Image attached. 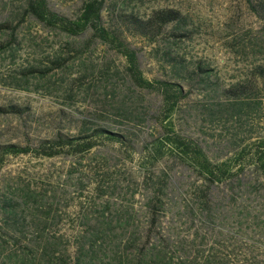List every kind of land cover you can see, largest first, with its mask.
<instances>
[{"label":"rangeland","instance_id":"rangeland-1","mask_svg":"<svg viewBox=\"0 0 264 264\" xmlns=\"http://www.w3.org/2000/svg\"><path fill=\"white\" fill-rule=\"evenodd\" d=\"M83 1L47 3L74 17ZM25 3L0 0V24L15 23ZM160 9L178 10L185 23L170 22L151 36L126 23L131 13L147 17ZM101 18L136 50L147 79L177 81L188 90L170 117L173 129L196 140L212 161L232 162L240 149L264 137V82L253 76L254 67L264 65V19L247 0H103ZM90 34L69 37L31 16L18 25L15 41L0 28V107L12 104L24 110H0V145L36 146L86 127L119 133L126 145L102 140L80 157H10L0 169V195L27 183L46 185L65 197L58 232L71 243L84 233L85 220L95 223L108 207L115 220L130 218L124 238L136 228L138 241L150 246L157 237L149 231L154 215L149 205L161 196L162 185L164 207L156 215L154 232L177 256H186L191 264H264V175L250 163L231 180L209 186L170 153L151 168L143 167L142 146L161 133L155 116L162 95L135 87L124 71L125 57L98 40L87 45ZM67 46L86 50L68 62L63 74L56 69L27 84L15 79L30 64L64 55ZM103 61L118 72L81 76ZM204 191L207 210L200 199Z\"/></svg>","mask_w":264,"mask_h":264},{"label":"trees","instance_id":"trees-1","mask_svg":"<svg viewBox=\"0 0 264 264\" xmlns=\"http://www.w3.org/2000/svg\"><path fill=\"white\" fill-rule=\"evenodd\" d=\"M249 8L264 19V1L255 4L247 0ZM103 0H84L79 12L74 17L61 15L50 9L47 0H26L22 11L17 15L15 23L0 24V28L8 30L9 37L16 40V29L26 17H33L49 29L65 33L69 37L79 36L90 31L87 45L98 40L116 53L125 57L124 71L130 82L137 88L156 91L162 95V105L155 116L161 127L159 137L142 146L140 162L145 168H151L167 153H170L182 163L197 172L207 185L218 184L238 176L245 167L253 163L258 171L264 175V137L259 138L248 146L240 149L231 161H212L202 146L194 139L183 136L173 129L170 120L177 105L188 95V90L177 81L165 79H147L140 68L137 52L130 47L115 27L104 26L101 18ZM185 15L174 9H160L153 11L147 17H140L134 13L127 16L126 23L130 29L143 35L159 34L163 27L170 22L178 25L185 23ZM180 27V26H179ZM182 35V34H181ZM184 35V34H183ZM4 48V47H3ZM87 48V46H86ZM86 50V49H83ZM67 46L64 55L46 57L47 63L28 65L22 69L18 82L29 83L33 77H46L49 72L59 70L62 74L70 68L68 62L83 51ZM75 51V53H74ZM201 69V67L199 66ZM81 76L105 75L113 69L110 61H103L96 69ZM253 76L264 82V65L254 67ZM3 112L22 113L23 108L16 105L0 107ZM102 140H114L126 145L123 135L103 127H86L76 135H57L53 139H46L36 146L7 143L0 145V169L10 157L23 154L52 157L61 154L84 156ZM163 182V177L159 178ZM158 188L163 193L162 185ZM103 194V191L99 196ZM202 194L201 204L208 209L209 199L207 191ZM161 196L151 202L149 208L154 214L151 218L150 234L157 237L156 243L147 246L146 241L139 242L137 229L124 238L132 226L130 218L115 220L106 207L98 221L87 223L85 231L76 236L71 243L59 233L63 220L62 212L65 197L46 185L33 187L27 183L20 189L0 195V264H191L188 258L177 256L166 239L154 232L156 215L164 207ZM74 248L73 251L70 248Z\"/></svg>","mask_w":264,"mask_h":264}]
</instances>
